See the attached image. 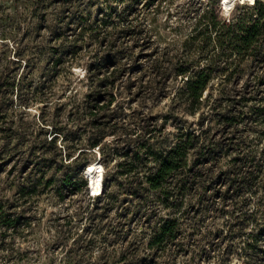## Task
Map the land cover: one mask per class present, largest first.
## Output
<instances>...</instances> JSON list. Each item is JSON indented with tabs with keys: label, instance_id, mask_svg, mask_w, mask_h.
Returning a JSON list of instances; mask_svg holds the SVG:
<instances>
[{
	"label": "rangeland",
	"instance_id": "374dc122",
	"mask_svg": "<svg viewBox=\"0 0 264 264\" xmlns=\"http://www.w3.org/2000/svg\"><path fill=\"white\" fill-rule=\"evenodd\" d=\"M220 1L0 0V264L264 261V236L249 235L264 225V179L246 188L226 174L238 141L260 147L264 138L207 114L205 91L188 113L179 91L178 68L207 63L199 30L210 9L223 17L240 9V0ZM260 73L208 84L239 87ZM179 130L195 136L199 181L184 196L180 233L149 248L160 219L174 213L119 163L137 162L145 140L166 148ZM137 163L140 172L152 165ZM69 170L75 189L61 186Z\"/></svg>",
	"mask_w": 264,
	"mask_h": 264
},
{
	"label": "trees",
	"instance_id": "16d2710c",
	"mask_svg": "<svg viewBox=\"0 0 264 264\" xmlns=\"http://www.w3.org/2000/svg\"><path fill=\"white\" fill-rule=\"evenodd\" d=\"M232 3L234 0L220 1L226 8H230ZM235 6L240 9L227 17L217 15L215 7L210 9L207 25L199 30L207 34V63L192 73L188 66L178 68L176 73L185 75L179 91L187 101L186 109L190 114H194L201 107L205 91L207 114L217 115L228 127L236 129L239 123L243 122V126L238 130L259 134L260 143L261 138H264V0L236 3L233 7ZM109 7L112 9L113 6ZM258 69H261L262 73L256 75L255 83H245L239 87L220 83L208 84L214 77L230 79L243 72L253 74ZM194 138L189 131L179 130L174 142L162 149L154 148L149 140H145L143 148L135 150L131 157V161L146 163L145 165L152 161V165L147 166L145 171L140 172L137 162L126 166L119 163L121 173L138 175L139 183L136 189L153 191L158 204L172 209L174 213L160 219L146 240L149 248L162 249L180 233L184 196L192 185L199 181L196 180L198 172L194 169L197 158L190 160L191 149L197 146ZM237 144L240 145V154L229 158L232 170H227L226 174L231 175L229 179L243 187L256 188L264 179V144L259 147L257 143L246 144L242 140ZM213 147L207 145V157L213 153ZM196 149L200 155L203 153L200 145ZM85 165H82V169ZM78 177L71 170L65 172L61 178V186L77 188ZM81 182L85 183L84 180ZM106 186V182L99 181L98 192L106 189ZM14 221L15 219L9 220L5 224H12ZM249 235L254 241L257 240V235L264 236V225L255 234ZM261 264H264V261Z\"/></svg>",
	"mask_w": 264,
	"mask_h": 264
},
{
	"label": "clouds",
	"instance_id": "9594fccd",
	"mask_svg": "<svg viewBox=\"0 0 264 264\" xmlns=\"http://www.w3.org/2000/svg\"><path fill=\"white\" fill-rule=\"evenodd\" d=\"M234 2H235V0H234ZM245 2V0H240V3H244ZM249 2H251V0H249Z\"/></svg>",
	"mask_w": 264,
	"mask_h": 264
},
{
	"label": "built area",
	"instance_id": "2783aa9c",
	"mask_svg": "<svg viewBox=\"0 0 264 264\" xmlns=\"http://www.w3.org/2000/svg\"><path fill=\"white\" fill-rule=\"evenodd\" d=\"M249 1V0H248ZM251 1H253V0H251Z\"/></svg>",
	"mask_w": 264,
	"mask_h": 264
}]
</instances>
